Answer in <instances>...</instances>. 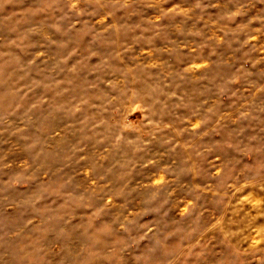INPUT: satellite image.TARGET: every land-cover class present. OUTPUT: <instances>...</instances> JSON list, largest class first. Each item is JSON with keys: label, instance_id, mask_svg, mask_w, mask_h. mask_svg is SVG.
<instances>
[{"label": "clouds", "instance_id": "obj_1", "mask_svg": "<svg viewBox=\"0 0 264 264\" xmlns=\"http://www.w3.org/2000/svg\"><path fill=\"white\" fill-rule=\"evenodd\" d=\"M0 264H264V0H0Z\"/></svg>", "mask_w": 264, "mask_h": 264}]
</instances>
